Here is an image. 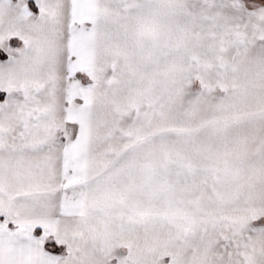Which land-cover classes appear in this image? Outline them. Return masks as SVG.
Returning <instances> with one entry per match:
<instances>
[{
    "label": "snow or ice",
    "instance_id": "obj_1",
    "mask_svg": "<svg viewBox=\"0 0 264 264\" xmlns=\"http://www.w3.org/2000/svg\"><path fill=\"white\" fill-rule=\"evenodd\" d=\"M0 264H264V0H0Z\"/></svg>",
    "mask_w": 264,
    "mask_h": 264
}]
</instances>
